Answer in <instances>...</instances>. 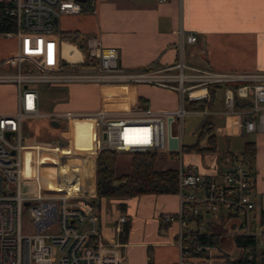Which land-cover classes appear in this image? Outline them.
<instances>
[{"label":"built area","instance_id":"obj_1","mask_svg":"<svg viewBox=\"0 0 264 264\" xmlns=\"http://www.w3.org/2000/svg\"><path fill=\"white\" fill-rule=\"evenodd\" d=\"M80 1L0 0V38L18 41L16 52L0 60V84H14L17 89L15 112L0 115V264H128L119 245L107 243L99 230L96 159L102 150L118 153L171 150L167 131L172 124L177 125L179 132L175 136L179 146L174 151L180 160L177 168L180 209L176 215H166L164 220L180 225L178 264L192 263L215 249L193 245V240L206 231L211 221L227 219L228 223H234L233 233L259 237L253 229L257 206L252 197L255 176L249 167L242 162H227L205 172L195 164H185L182 153L186 117L200 111L203 120L192 132L198 135L203 122L214 113V107L190 110L186 100L209 102L210 89L224 91L223 114L236 118L241 134L263 133L264 71H216L189 65L184 59V49L186 44L197 42L195 33L182 36L177 47L178 59L167 67L128 70L121 64L119 49L105 47L95 35L85 39L93 64L86 66L83 55L82 60H70L62 54L64 39L56 19L80 13ZM73 83L156 85L177 91L179 106L174 111L142 118L113 117L102 110L87 114L98 121L96 147L88 154H71L67 141L64 146L59 141L30 140L23 132V122L45 117L38 85ZM237 102L250 103V107L236 109ZM76 117L80 114L47 118L66 123ZM48 184L52 186L47 187ZM25 214L33 223L30 233L23 231ZM258 215L264 220V212ZM126 222V215H121L117 222L119 232ZM259 242H263L262 237Z\"/></svg>","mask_w":264,"mask_h":264},{"label":"crops","instance_id":"obj_2","mask_svg":"<svg viewBox=\"0 0 264 264\" xmlns=\"http://www.w3.org/2000/svg\"><path fill=\"white\" fill-rule=\"evenodd\" d=\"M58 28L60 33L78 32L83 38L98 36L105 47L119 49L121 64L128 70L173 65L179 56L177 47L182 36L195 33L197 42L186 44L184 49V59L189 65L216 71H264V0H93L90 9L60 16ZM65 45L73 47L76 44L64 40V57L65 53L70 52ZM17 49V39L0 38V60L12 55ZM76 50L79 56L77 60H82L79 47ZM71 51L74 53L73 49ZM44 86L50 96V102L46 103L40 94L41 111L45 117L79 113L80 117L76 119L87 120L86 123H78L76 131L71 132L69 122L75 118L70 119L62 131L54 136L68 142L67 148L71 154H88L96 147L98 121L87 114L102 110L113 117L142 118L153 113L174 111L179 106L177 91L145 83ZM213 92L215 105L211 119L214 127L220 125L219 136L226 140L221 147L219 137L214 133L218 151L238 153L247 142H253L256 147L252 197L257 206V219L253 229L260 235L256 236L259 241L264 233V220L258 215V212H264V132L241 134L236 118L223 114L224 91L213 89ZM16 108V86L0 84V115L12 114ZM198 112L195 111V114L202 116ZM173 125L172 128L169 125L167 131L169 148L170 132L173 137L179 133L177 125V131L173 130ZM51 137L42 141H49ZM229 139L235 141L229 142ZM159 154L177 155L175 168L159 165L162 164L158 159ZM186 155L188 160L184 161L182 157L184 163L195 164L205 172H210L214 165H227L223 161L218 162L217 155L195 152H187ZM179 162L178 153L163 150L157 152L155 169L177 171ZM96 202L99 230L104 240L119 245L128 264H178L180 250L177 234L180 225L177 221L168 223L164 220L166 215L179 212L180 199L177 193L143 194L124 199L98 197ZM121 215H126L125 224L129 225L125 241L119 239L121 231L117 229ZM232 234L228 233L230 236ZM258 243L262 247L263 243ZM224 246L234 259L244 255L243 248L235 246L230 238L224 240ZM212 247L215 249L210 255L199 256L188 264H223V253L217 247ZM234 248L235 253L232 254Z\"/></svg>","mask_w":264,"mask_h":264},{"label":"trees","instance_id":"obj_3","mask_svg":"<svg viewBox=\"0 0 264 264\" xmlns=\"http://www.w3.org/2000/svg\"><path fill=\"white\" fill-rule=\"evenodd\" d=\"M93 0H83L82 9H90ZM62 38L70 43L78 44L82 55L85 58V65L93 64L88 56L85 39L78 32H61ZM213 89H210L211 100L196 101L186 100L188 109L202 110L204 108L213 109L215 98ZM250 103H236V109L248 108ZM214 123L211 116H208L198 133L197 141L192 145L183 146L186 152H195L207 155H217L218 162H242L249 167L250 173L256 175L255 156L256 147L253 142H247L241 152H222L217 149V139L214 134ZM206 139V143L201 144V140ZM118 153L112 150H102L96 159V194L99 198H129L143 194H175L177 193L178 173L175 169L159 171L155 169L157 152H137L131 159V172L117 176L115 165ZM201 222V219H197ZM234 223H228L227 219H218L208 223L206 231L197 235L193 240L194 246H215L222 253L225 261L223 264H264V233L262 234L263 244L259 246V241L254 235H244L228 233L234 229ZM129 225L125 224L120 233L119 239H127ZM230 238L233 244L243 248L244 255L239 259H234L230 255V250L224 246V240Z\"/></svg>","mask_w":264,"mask_h":264},{"label":"rangeland","instance_id":"obj_4","mask_svg":"<svg viewBox=\"0 0 264 264\" xmlns=\"http://www.w3.org/2000/svg\"><path fill=\"white\" fill-rule=\"evenodd\" d=\"M70 85V84H68ZM46 86L44 84L38 85V89L40 91V94L42 96V99H44L47 102H50V96L48 93H46ZM43 90V91H42ZM45 93L43 94V92ZM54 102V100H53ZM52 102V104H53ZM191 110V109H190ZM203 118L202 116L192 113L189 114L186 119H185V128H184V136H183V145H190L197 140V135H193L192 132L199 126V124L202 122ZM63 122V121H62ZM81 122H87L86 119L80 120L78 119H73L71 120L70 127H71V132H75L77 129V125H79ZM79 123V124H78ZM66 126L65 122H63L62 128L60 129H54L49 125V118L47 117H41V118H36V119H31V120H25L23 122V132L24 134L31 139L35 138L38 140H44L49 136H53L50 138V142H56L60 141L61 139H58V137L54 138L58 133L62 131V129ZM220 125H215L214 127V133L218 135V143L221 147L224 146L226 143V140L221 138L219 136V131ZM173 130L177 131V127L174 124L173 125ZM227 141H235V139H229ZM201 144L206 143V139H202ZM118 153V152H117ZM118 158H117V164L115 167V173L117 176L123 175V174H128L131 171V159L132 156L135 155V153H118ZM187 152L183 153L184 156V161L188 160L187 159ZM158 159L162 161V164H159L161 166H167L169 168H175L176 163L178 161L177 155H170L168 154H159ZM186 164V163H185ZM96 174V173H95ZM32 193H35V190L31 191ZM262 205L264 207V198L262 199ZM23 231L25 233H30L33 231V223L29 220V217L27 214H25L24 219H23ZM235 253V248L232 250V254Z\"/></svg>","mask_w":264,"mask_h":264},{"label":"water","instance_id":"obj_5","mask_svg":"<svg viewBox=\"0 0 264 264\" xmlns=\"http://www.w3.org/2000/svg\"><path fill=\"white\" fill-rule=\"evenodd\" d=\"M81 1H83V0H81ZM56 22L58 23V19H56ZM63 122H64V121H63ZM63 122H62L61 120H58V119H55V118H49V125H50L52 128H54V129H60V128H62ZM169 140H170V149H171V150H175V149H177V148H178V140H177L176 137H173V136L171 135V132H170V134H169ZM59 143H60L61 145H64V146L67 144V142L64 141V140H60ZM91 181H92V177L90 176V177L88 178V183H89V185H91ZM26 205H27V204H26Z\"/></svg>","mask_w":264,"mask_h":264},{"label":"bare ground","instance_id":"obj_6","mask_svg":"<svg viewBox=\"0 0 264 264\" xmlns=\"http://www.w3.org/2000/svg\"><path fill=\"white\" fill-rule=\"evenodd\" d=\"M65 47L67 48V49H69L70 50V52H71V50L73 49L74 50V53H70V52H68V53H65V57H67L68 59H70V60H76L79 56H78V52H77V50L74 48V47H72V46H70V45H65ZM192 95H197V93H193ZM27 156V160H29V154H27L26 155ZM52 185L51 184H48V186L47 187H51Z\"/></svg>","mask_w":264,"mask_h":264}]
</instances>
